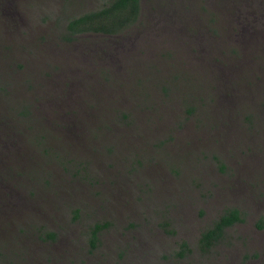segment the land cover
Returning a JSON list of instances; mask_svg holds the SVG:
<instances>
[{"label": "rangeland", "instance_id": "rangeland-1", "mask_svg": "<svg viewBox=\"0 0 264 264\" xmlns=\"http://www.w3.org/2000/svg\"><path fill=\"white\" fill-rule=\"evenodd\" d=\"M103 1L0 0V41L4 43L0 59L5 57L0 68L10 69L22 80L24 71L18 65L23 64L21 57H30V73L37 79L38 67L44 64L40 56L33 58L29 52L41 35L47 36L48 54L42 59L59 69L42 91L44 102L54 96L59 110L77 109L88 128L81 137L71 124L73 119L60 113L56 127L48 128L50 144L65 152H80L83 144L81 148L90 152L58 153L48 164L50 157L44 153L24 150L29 143L24 136L15 144H21L17 150L0 153V176H8L7 182H0V235L6 237L0 241V264H264V24L247 39L227 38V31L214 38L202 33L209 20L208 6L217 14L216 26L236 27L243 26L253 10L264 16V0H142V18L147 21L127 34L131 43L121 44L125 50L120 58L140 66L124 64V73L116 77L123 84L106 83L101 72L93 69L101 88L98 97H84L87 100L80 102V87L70 99L60 97L65 75L76 70L80 76L82 71L80 49L76 56L53 49L56 44L64 46L62 19L100 7ZM226 38L238 45L247 72L250 68L236 90L229 82L235 73V82L240 80L242 69L227 67L221 56L216 57ZM196 45L210 47L200 54L208 57L205 62L188 53ZM253 53L259 60H253ZM144 60L199 73L196 77L208 91L195 92L194 113L167 86L178 81L164 66L163 74L151 72L154 79L165 80L169 94L162 95L156 79L148 82L150 96L145 98L138 85L147 75L141 67ZM46 73L38 77L47 78ZM256 75L262 78L249 85ZM22 95L20 91L13 96ZM207 96H213L214 102L206 107L201 126L199 113ZM111 104H117L113 118L106 115ZM7 105L0 98V118L5 117ZM122 112L131 116L124 118ZM251 114L256 117L255 128L247 132ZM9 126L3 121L0 131V138L7 137L3 140L6 150L13 141ZM92 127L100 134L94 142L88 140ZM232 207L242 211L245 221L228 228L213 248L202 249V233ZM96 223L107 227L94 247ZM49 232L56 234L55 239L48 237ZM184 242L189 250L181 257L178 252Z\"/></svg>", "mask_w": 264, "mask_h": 264}, {"label": "trees", "instance_id": "trees-1", "mask_svg": "<svg viewBox=\"0 0 264 264\" xmlns=\"http://www.w3.org/2000/svg\"><path fill=\"white\" fill-rule=\"evenodd\" d=\"M142 7V0H104L103 4L100 7L87 10L85 12H80V14L77 13L71 16H67L66 18L62 19L63 26L61 33V41L64 46H59V44H56L55 46L52 45L53 49L58 54L64 53L68 56L69 53H74V55L70 56H76L78 54V50L80 49V67L82 68V71H80V76H77L74 73L76 70H70V72L65 75L66 81L60 88V94L58 96L70 99L71 97L75 96L76 87H80V102L81 100L82 102L87 100L84 99V97H98L99 89L101 88L97 82L98 76L96 77V72H94L93 69H98L101 72L102 79L104 82L123 84L120 83L121 80L116 79V77L119 76L118 73H124V71L121 70H123L125 61H120V58H123L122 53L125 48H121V44L128 45V43H131V41H129L130 38H128L129 35L127 34L132 31L134 25H137L139 23L144 24L147 21L142 18ZM155 9L156 8H154V10ZM237 10L238 9L231 10V14L235 11L237 12ZM4 11L6 12V8L4 9ZM1 13L3 14L4 12L1 11ZM205 13L209 20L205 21L206 24L204 26V29L202 30V33L206 35L204 33L206 32L209 37L212 38L218 37V35H220L223 31H227L230 35L227 38H237V36L240 35L241 39L242 36L247 39L250 38L255 32L262 29L261 26L264 24L261 23L264 21V16H261V14H256L253 10L252 13L247 14V19L243 26L240 25L235 27L231 24H228V26L219 28L215 25L217 14H214L212 12V9L209 8V6L208 10H206ZM262 13L264 15V9ZM240 28L244 29L240 30ZM208 29L210 33L207 32ZM246 30L249 31L247 32ZM28 34L29 32H27V35ZM46 37L47 36H45L44 34L39 37L37 42L38 44H36L34 48H32V50L29 52V55L33 56V58L40 56L44 65H40L38 67L37 74L41 75V73H45V71H47V78H40L41 76L38 77L37 75V79H34L33 76H31L32 74L30 72L32 70L31 68L33 65V59H30V57H21L23 64L18 65V67L24 71V76L22 80H20L15 74H11L10 69H5V67L4 69L0 68V98L8 102L7 113L5 117L0 118V131L3 125V121L5 122L6 120V123H9L10 125V129H12L11 134L13 138V141L10 140L11 147L8 150H6V146L4 145L5 141H3L4 139L7 140V137L0 138V153H12L13 151L17 150L18 147H21V144H19L17 147L15 146V144L21 141V137L24 139L25 136L29 143L28 146H26L28 148L24 150H28L30 153H44L45 156L50 157V160L48 161L49 164V162L54 159L58 153H64V155H67L66 153H68L69 155V153L90 152L86 147L81 148V146L83 145L81 141L80 144L82 145H80V152H65L59 149L53 142L52 144H50L48 128L56 127L55 125L57 123V119L59 118L58 115H60V113L70 116L73 119L71 124L73 126L78 127V129L76 130L79 131V135H81V137H83V134L85 133L88 134V128L84 125L85 121L82 120L81 122V117L79 116L77 109L69 108L65 112L63 109L59 110L57 108L56 101L53 100L56 98L54 96H49V102H44V95L42 94V91H44L47 87L48 79H50V77H53L55 71L59 69L50 61H46V58L44 60L42 59V57H45V52H47L48 54V48L45 45V40L48 39ZM227 38L223 40L220 46L217 45L219 51H217L216 57L221 56L223 58V64H227V67L234 65V67H237L236 69H242L239 73H241L244 78L243 76L238 75L240 80H238L239 82H235V73V76H232V79L229 82V85L233 87L232 90H236L240 86V84L246 79V76H248L247 73L250 72V68L247 72L245 68L246 63L240 60L241 50L237 47V44H232L227 40ZM167 40L168 39H165L164 42ZM2 44L4 43L0 41V49ZM209 48L210 47L207 45H205V47L203 45H196L192 47V49H190L188 53L192 54L193 57H196V55H198L197 58L205 62L208 57L203 58L200 54H202V52L204 51L209 52ZM168 51L171 54L173 53L170 50ZM184 55L181 56V58H183ZM168 56L172 58V56L174 55ZM1 58L2 59H0V62L5 60L4 56H2ZM253 60H259V55L253 53ZM210 62H212L211 59ZM126 64L140 66L139 63H133L132 61H130L129 63L126 62ZM126 64L125 66H127ZM223 64H220L221 70L225 69L224 66H222ZM261 64L262 69H264V64ZM163 66L167 68L168 71H172L174 73L172 76L173 79L178 81V83H176L174 80L171 83L167 81V83H169L167 86L169 88L174 89L172 93L175 91L176 93L180 94V96L182 97L183 104L186 106V108H188L190 113H194V104H197L196 100L198 98L197 96H195V94L200 93V95H202L201 91H208V89H206L207 85L204 82L198 81L196 76L199 75V73L194 75L193 70L192 72L189 71L188 68L181 69L179 65L177 66V68L173 69V67L167 63H151L146 60H144L143 63L141 62V67L147 75L143 77V79H140L138 81V85L142 86L145 98L148 99L150 96L147 92V90H150L149 86L147 85L148 82L156 79L158 80V82L156 83H159L160 88L162 89V95L167 96L169 94L166 90L165 84L163 83L165 80H160L162 79V77L154 79L155 75L153 72H151L152 70H156L163 74ZM191 66H196V64H191ZM48 68L51 69L46 70ZM124 69H126V67H124ZM128 69L132 70L134 69V67H129ZM139 77L141 76L139 75ZM261 78V76L256 75L255 79L253 80L251 77L248 84L252 85ZM215 87L216 85L212 86V88ZM102 88L107 89L109 87ZM20 91H22L24 95L19 98H15L13 95L19 93ZM205 99H208V102L207 104H204L202 110L199 113V120L201 126H204L205 123L203 115L205 109H207L206 107L210 103L214 102L213 96H207ZM117 104H111L109 107V111L106 113V115H109L113 118L114 107ZM162 104L165 103L162 102ZM142 106L150 107V105H147L146 103H143ZM161 106L163 107L164 105ZM122 116L124 118H128L129 116H131V114L126 115L125 113H123ZM236 121L238 122V120ZM248 122L250 128L245 131L253 132L255 128L256 117H253V115L251 114ZM104 126H106V124ZM17 127L18 129L16 130ZM236 127L241 129L238 123H236ZM99 137V131H96L94 127H92L91 133H89L88 140L90 142H94L93 140H98ZM169 140H172V138H170ZM107 143L114 145L111 141H108ZM108 148H110L108 149V151H110L111 147L108 146ZM33 174L35 175L36 173L33 172L32 175ZM7 180V175L3 174L0 176V182H7ZM39 184L44 186L41 182ZM51 184L52 181L48 186H50ZM1 187L8 189V187L5 186ZM2 190L3 189H1V191ZM29 191V194L33 192L34 195V189H30ZM9 192H11V190H9ZM8 198H12V196ZM21 201L25 202L26 200L23 199ZM244 221L245 217L243 216L242 211L238 207H232L225 210L222 215L218 219H216L213 225L206 228L205 231L202 233L199 241L202 249L208 250L213 248L218 242L224 239L226 230L228 228L234 227L236 224L242 223ZM6 227L7 226L4 225L5 230ZM105 227H107L106 223H96L92 228L94 247H96V241L99 239L100 232ZM48 237L51 239H55L56 234L53 232H49ZM3 240H6V237H4V233L3 235H0V241ZM184 250H189L186 242L182 244V249L180 252H178L181 257L185 255Z\"/></svg>", "mask_w": 264, "mask_h": 264}]
</instances>
